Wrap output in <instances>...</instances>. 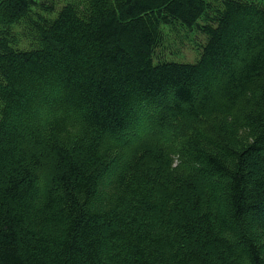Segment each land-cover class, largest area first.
<instances>
[{
  "label": "trees",
  "instance_id": "trees-1",
  "mask_svg": "<svg viewBox=\"0 0 264 264\" xmlns=\"http://www.w3.org/2000/svg\"><path fill=\"white\" fill-rule=\"evenodd\" d=\"M39 6L0 0V28ZM27 24L37 45L0 38V264H264V0H72ZM166 24L204 36L194 61L155 56Z\"/></svg>",
  "mask_w": 264,
  "mask_h": 264
},
{
  "label": "rangeland",
  "instance_id": "rangeland-1",
  "mask_svg": "<svg viewBox=\"0 0 264 264\" xmlns=\"http://www.w3.org/2000/svg\"><path fill=\"white\" fill-rule=\"evenodd\" d=\"M43 2L45 5H51L53 7V11L47 12L42 8L33 7L31 12L25 15V18H21L15 21L11 26L4 27L3 31L0 28V38L8 41L11 46L16 49H24V48H31L38 43V35L30 29L27 24V19L36 17V13H40L44 17L51 19L55 17L57 12L60 8L66 4L68 1L72 0H37ZM74 1V0H73ZM41 5V4H40ZM38 16V15H37ZM201 23V20H200ZM163 29V42L161 46L155 50V56L160 59H173L176 61H194L198 56L199 52L201 51V44L204 41V36L197 32L196 30H186V28L182 27L178 24H171V25H162ZM170 100V98L168 99ZM173 129L179 130L176 125L172 126ZM156 137L160 136V138L166 137L167 132L158 129H149ZM157 130V134L155 133ZM160 131V132H159ZM179 135V134H178ZM171 157L174 161V167H177L180 158L178 154H171ZM118 166H115V169H111L108 171L107 179L104 180V186H107L110 179L117 173ZM261 219H255L252 221V228L259 233L260 240L264 236V229L263 227L260 228Z\"/></svg>",
  "mask_w": 264,
  "mask_h": 264
}]
</instances>
